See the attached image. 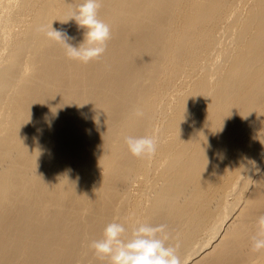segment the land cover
Segmentation results:
<instances>
[{
  "label": "bare ground",
  "instance_id": "6f19581e",
  "mask_svg": "<svg viewBox=\"0 0 264 264\" xmlns=\"http://www.w3.org/2000/svg\"><path fill=\"white\" fill-rule=\"evenodd\" d=\"M76 2L0 0V264H108L114 220L167 225L183 264H264V0H103L88 64L36 31L81 40ZM153 133L152 159L124 143Z\"/></svg>",
  "mask_w": 264,
  "mask_h": 264
},
{
  "label": "clouds",
  "instance_id": "9594fccd",
  "mask_svg": "<svg viewBox=\"0 0 264 264\" xmlns=\"http://www.w3.org/2000/svg\"><path fill=\"white\" fill-rule=\"evenodd\" d=\"M103 0H77L67 12L62 23L74 21L82 31V39L76 43L75 37L66 30L57 29L51 23H42L36 31L43 33L49 40L61 45L65 56L72 61L88 64L100 59L107 50L111 39V27L100 18L99 10ZM135 115L142 117V109L137 108ZM124 143L129 152L140 159H152L159 147L157 133L143 136L128 135ZM258 171V169H257ZM167 225L138 222L129 232L118 221L108 223L102 236L91 242L90 247L101 261L108 264H183L179 255L180 244L168 243ZM250 251H264V214H260L249 236Z\"/></svg>",
  "mask_w": 264,
  "mask_h": 264
}]
</instances>
